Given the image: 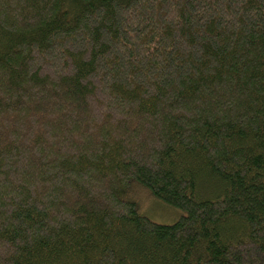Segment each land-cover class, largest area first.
Wrapping results in <instances>:
<instances>
[{
  "label": "trees",
  "instance_id": "1",
  "mask_svg": "<svg viewBox=\"0 0 264 264\" xmlns=\"http://www.w3.org/2000/svg\"><path fill=\"white\" fill-rule=\"evenodd\" d=\"M0 264H264V0H0Z\"/></svg>",
  "mask_w": 264,
  "mask_h": 264
},
{
  "label": "rangeland",
  "instance_id": "2",
  "mask_svg": "<svg viewBox=\"0 0 264 264\" xmlns=\"http://www.w3.org/2000/svg\"><path fill=\"white\" fill-rule=\"evenodd\" d=\"M123 198L132 200L137 211L151 221L159 224H171L178 219L182 211L159 201L152 193L145 187L137 184L131 186L122 192Z\"/></svg>",
  "mask_w": 264,
  "mask_h": 264
}]
</instances>
